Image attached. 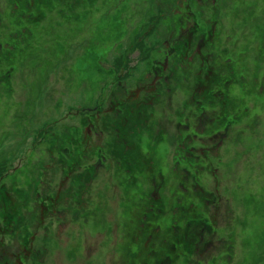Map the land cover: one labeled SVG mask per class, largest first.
<instances>
[{"label":"rangeland","instance_id":"374dc122","mask_svg":"<svg viewBox=\"0 0 264 264\" xmlns=\"http://www.w3.org/2000/svg\"><path fill=\"white\" fill-rule=\"evenodd\" d=\"M15 1L20 2L16 10L13 0H0V207H4L3 199L9 198V207L18 205L22 219L19 218L16 228L22 229L16 250H20L21 258L25 257V249L30 248L29 243L24 247L22 240L33 230L38 251L36 264H124L130 246L136 249L131 231L137 228L136 214L142 213L141 202L149 201L150 193L144 191L143 195L133 197L128 207L129 204L118 197L123 189L107 187L111 179L122 183L128 175L130 184L135 182L126 166L118 172L121 168L108 161L99 178L106 186L92 187L93 202L80 203L81 212L76 218L70 219L76 204L66 208L70 213L68 220L64 218L65 213L56 219H45L46 212L42 210L41 214L38 207L37 228L28 230L24 229L32 220L28 208L35 196L41 201L46 190L40 182L34 190L36 182L46 183L54 170L60 172L59 152L53 163L49 150V141L56 137L53 133L62 129L75 133L74 141L79 135L93 136L100 147L104 143L107 149L114 142L110 104L108 101L104 107L102 101L108 94L110 97L113 86L110 70L118 67L116 59L121 56L117 46L122 34H126L128 40L137 35L143 38L153 35L150 40L160 43L162 39L163 44H168L175 37L172 28L181 13L190 18L189 7L195 6L198 9L194 11H198L196 21L202 27H208V9L222 22L220 38H216L218 42L214 46L222 47L221 52L228 50L225 58L229 55L236 72L230 89L241 101L244 113L237 129L230 131L220 154L210 157L213 174L206 170L199 180L208 182V187L214 191L217 181L218 196L224 200L214 228L222 233L232 232L227 238L235 243L231 247L234 257L225 264H264V0H204L203 3L196 0H37L38 7H29V0ZM115 11L122 16V21L117 22ZM128 17L132 18L133 26L124 20ZM191 18L190 24L193 14ZM155 24L159 25L157 30L152 29ZM224 32L233 37L229 45L224 44ZM179 119L175 117L174 122ZM139 125L136 124V129ZM78 126L80 128H75ZM146 132L143 131L141 149L149 154L152 147L145 144ZM128 135L131 137L127 139L139 141L132 134ZM194 142L201 144L198 139ZM159 143L156 157L172 169L174 151L168 153L167 150L174 148L173 142L170 139ZM75 150V146L69 147L66 158H72ZM93 160V156L88 157V161ZM84 164L72 161L69 169L74 174L67 184L62 183L63 192L71 190L73 177L83 170L81 165ZM148 171L146 168L142 179L145 172L149 178ZM106 174L112 178L108 180ZM62 178V172L54 176L55 181ZM77 179L81 181L80 174ZM73 187L80 191L74 184ZM181 187L183 192L184 183ZM57 188L58 183L53 193ZM101 191L102 205L99 198L97 203ZM154 194L158 196L157 192ZM84 206L87 207L84 209ZM159 228L162 234L163 228ZM0 235L3 232L0 231ZM3 238L0 237V248ZM221 238V246L228 245L230 241L226 243L224 237ZM225 252L220 248L213 255L221 257ZM2 254L0 252V256ZM212 261L221 264V258ZM7 262L18 264L9 256ZM29 263L27 260L24 264ZM204 264H208V257Z\"/></svg>","mask_w":264,"mask_h":264},{"label":"flooded vegetation","instance_id":"af4514ba","mask_svg":"<svg viewBox=\"0 0 264 264\" xmlns=\"http://www.w3.org/2000/svg\"><path fill=\"white\" fill-rule=\"evenodd\" d=\"M14 1L13 9L16 10V7L20 8V2ZM203 1L196 0L198 3ZM29 2V7H38L37 0ZM124 8L126 9V6ZM195 9L198 10L195 6L192 9L189 7L190 18L181 13L177 23H173L172 36L175 37L173 40L170 39V43L163 44L162 39L160 43L150 40L148 44L152 46L151 51L147 48L143 36L137 35L133 40L121 37L118 40L117 47L121 57L116 59L118 67L110 70L113 76L110 97L108 94L106 100L102 101L104 107L108 101L110 104L111 133L114 142L107 149L104 143L100 147L101 144L98 145L97 138L93 140V136L79 135L74 141L72 137H76L75 133L64 129L53 133L56 137L49 141V150L53 157L52 162L57 160L60 162V172L64 174V178L55 181L54 176L60 172L54 170V175L50 174L46 183L43 180L36 182L34 190L39 182L46 190L41 201L36 196L33 198V203L28 208V215H32V220L24 229L37 228L38 207L41 214L42 210L46 212L45 219H56L65 213L64 218L68 220L70 213H67L66 208L76 204L70 219L76 218L81 212L80 203L85 205L93 202L92 187L99 184L102 188L106 186V182H101L99 178L110 161L112 165L121 168L118 172L126 166L134 178L135 182L131 184L130 175L122 183L113 182L111 179L107 186L108 188L112 186L116 190L123 189L118 197L126 205L128 203V207L132 205L133 197L143 195L144 191L150 193L147 196L149 201L141 202L142 213L136 214L137 228L131 231L132 241L137 245L136 249L130 246L124 264H204L207 257L208 264H214L213 258L216 260L221 258V264L232 262L230 260L231 256L234 257V248L231 247L235 243L227 238L228 234L232 236V232L222 233L214 228L224 201L218 196L219 186L216 181L214 191L208 187V182L202 183L199 176L206 170L213 174L210 157L220 154L230 137V131L234 132L237 129V124L244 113L241 101L230 89L232 83H235L236 72L229 61V55L225 58L228 50L221 52L222 47L218 48V44L214 46L218 42L216 38H220L222 22L217 21L218 17H213V10L208 9V27H202L201 23L196 21L198 11L194 13ZM118 13L115 11L116 20L120 22L123 18L119 17ZM192 14L194 20L190 24ZM124 20L130 26L134 25L131 17ZM158 27L159 25L155 24L152 29L157 30ZM224 35V44L229 45L233 37L225 32ZM196 63L198 67H195ZM75 117L77 120V116ZM175 117L181 119L174 122ZM90 122L94 126V123ZM136 124H140L138 129ZM143 131H147L145 144L148 143L152 147L149 154H145L146 151L141 149ZM128 134H132L139 141L127 139L131 137ZM170 139L174 148L168 149L167 152L174 151L172 169L156 157L158 146L161 145L159 141ZM197 139L201 142L200 145L194 142ZM73 146L76 150L71 155L72 158H66L69 147ZM58 152L59 156L55 160ZM90 156L95 160L88 161ZM73 160H77L78 165L85 163L81 165L83 170L79 173L81 181L77 179L79 174L76 173L71 190L63 192V184H67L69 177L74 174L69 169ZM145 167L149 169L150 176L148 178L145 172L142 179ZM106 175L108 180L112 178L109 174ZM57 183V191L53 193L52 189ZM181 183L185 185L183 192L180 191ZM73 184L80 191L73 187ZM155 192L158 196L154 194ZM100 193L102 194L97 197V203L99 198L102 205L103 192ZM9 200L10 198L7 201L3 199L1 203H4V207H0V231L3 232L0 237H4L0 248L3 254L0 258H5L0 259V264H10L7 262L8 256L11 260L16 259L18 264H24L27 260L29 264H36L38 251L35 230L30 234L26 233V238L22 240L24 247L27 243L30 245L29 249H25L24 259L21 258L20 250H16L22 229L16 228L20 212L18 205L13 204L10 207L7 205ZM226 201L228 204L229 198ZM96 213L92 212L94 215ZM135 213L136 211L133 214ZM94 218L97 217L92 219ZM160 226L163 228L162 234L159 233ZM221 237H224L226 243L230 241L228 245L221 246ZM137 240L143 245H138ZM220 248L226 251L225 254L221 257L213 255Z\"/></svg>","mask_w":264,"mask_h":264},{"label":"trees","instance_id":"16d2710c","mask_svg":"<svg viewBox=\"0 0 264 264\" xmlns=\"http://www.w3.org/2000/svg\"><path fill=\"white\" fill-rule=\"evenodd\" d=\"M152 36L153 35H148V36H146L145 37V42H146V45H147V48L151 51V49H152V46L151 45H149L148 43L150 42V39L152 38ZM122 37H126V34H122ZM146 45H144V47H146ZM139 47H140V45H139Z\"/></svg>","mask_w":264,"mask_h":264}]
</instances>
